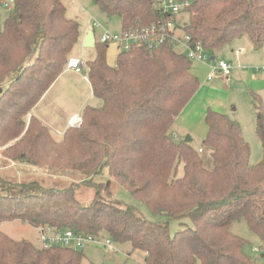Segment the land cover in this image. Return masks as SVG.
<instances>
[{
    "label": "trees",
    "instance_id": "trees-1",
    "mask_svg": "<svg viewBox=\"0 0 264 264\" xmlns=\"http://www.w3.org/2000/svg\"><path fill=\"white\" fill-rule=\"evenodd\" d=\"M184 1L191 4L184 13L191 46L200 44L209 55L245 37L255 49L264 46V0ZM92 2L107 17H118L122 31L160 19L156 0ZM10 12L0 32V147L16 141L6 149L14 162L85 179L62 189L0 179V224L22 221L107 238L120 247L129 244L145 254L144 264H264L261 95L252 96L262 160L251 166L240 125L210 111L203 140L213 150L208 169L200 150L173 137L177 118L200 88L194 62L165 43L119 50L111 64L109 45L97 42L87 68L102 105L87 106L81 125L56 140L40 120L26 117L64 72L79 42L80 24L67 16L61 0H13ZM105 174L167 221H148L134 206L112 199L106 184L94 181ZM84 184L95 189L87 206L77 197ZM187 219L193 227L172 236L169 222ZM238 220L259 239L258 257L250 255L249 241L232 231ZM83 258L84 251L39 248L0 231V264H82Z\"/></svg>",
    "mask_w": 264,
    "mask_h": 264
},
{
    "label": "rangeland",
    "instance_id": "rangeland-1",
    "mask_svg": "<svg viewBox=\"0 0 264 264\" xmlns=\"http://www.w3.org/2000/svg\"><path fill=\"white\" fill-rule=\"evenodd\" d=\"M62 1L67 9V16L73 18V20H77L81 28L92 25L98 40L105 30L113 33L121 32L120 19L118 17H107L93 4L92 0ZM11 13L7 9H0V26L4 24ZM186 20L187 18L185 17V23ZM98 24L100 27H97ZM76 48H78V51L77 58L75 59H80L84 64L89 58H94L96 54L95 49L87 48L83 49V52L80 54L79 45ZM237 50L243 52L240 57H237L235 54ZM177 51L184 52L183 49H178ZM210 55L216 57L217 62L210 61L206 64L193 63V71L200 81V88L177 118L173 127V137L176 138V142L185 141L187 137H191V145L197 150H203L200 153L204 159L205 167L212 169L213 160L211 153L213 150L203 145V140L208 134L206 118L210 111L225 114L230 120L240 125L243 137L251 149L250 164L254 166L263 157L262 143L257 134V117L252 95L254 93L259 94L264 100V72L256 71V69L264 67V46L260 49H255L250 38L245 37L241 40L234 41L219 51L210 52ZM218 61L230 63L233 68L232 74L229 77L216 74L215 78H212L213 80L208 81V74L211 71V67L217 66ZM91 105L100 107L102 102L95 98ZM56 111L57 117L55 118H59L62 115L61 111L58 107ZM26 119L28 122L29 117L27 116ZM59 130L60 128L55 129L54 127L51 129L56 139L61 138L57 134ZM16 143V141H13L4 147H0V179L21 183L39 181L45 187H56L60 189L66 188L74 182H82L85 179L79 173L53 172L45 168H35L27 164L14 162L6 154V149H9ZM177 174L179 177L183 175L182 165L179 167ZM94 181L95 183L106 184L107 192L112 199L123 204L134 206L146 220L151 222L167 221L166 217L153 214L145 205L136 201L128 191L123 189L114 179L106 176V174L95 177ZM94 195L95 189L88 184H84L77 192V197L84 206L91 203ZM188 227H193V223L189 219L182 220V222L178 220L169 222L172 236H175L179 230ZM40 229H47V227L35 228L22 221L0 224V231L12 239L29 241L36 247L42 248V242L39 240ZM232 231L248 240L250 243L248 246L250 255L258 257L255 248L259 247V239L249 231L246 222L244 220L234 221L232 223ZM119 250L121 254L114 256V254L112 255L111 252H107L104 248L98 250L92 248V245H88L84 249L82 264H142V258L144 261L145 254L141 251L134 252L131 250L134 253L129 252L131 257H126L122 252H126L127 250L122 248V246L119 247ZM108 257H114V259H109Z\"/></svg>",
    "mask_w": 264,
    "mask_h": 264
},
{
    "label": "built area",
    "instance_id": "built-area-1",
    "mask_svg": "<svg viewBox=\"0 0 264 264\" xmlns=\"http://www.w3.org/2000/svg\"><path fill=\"white\" fill-rule=\"evenodd\" d=\"M157 10L160 13V19L152 25L125 30L120 33H113L105 30L99 38V42L104 45H116L119 50L126 52L134 47L145 46L148 49L169 43L175 45L178 49L184 50V55L192 62L206 64L210 62L209 52L202 45L191 46L190 36L184 31L186 23L184 22L185 12L191 6L189 1L184 0H156ZM0 9L13 11V0H0ZM184 22V23H183ZM97 27H100L98 24ZM181 33V34H180ZM240 54L241 51H237ZM84 63L80 59L71 58L68 62V69L82 73ZM230 63L218 61L217 66H212L208 74V80L221 74L226 77L232 74ZM264 72V67L256 69ZM176 139V138H175ZM202 152V149H200ZM39 240L42 242L44 249L52 246H62L78 251H84L88 245L117 252L114 244L110 239L87 236L73 231H55L51 228L40 229ZM259 252L258 249H255Z\"/></svg>",
    "mask_w": 264,
    "mask_h": 264
},
{
    "label": "crops",
    "instance_id": "crops-1",
    "mask_svg": "<svg viewBox=\"0 0 264 264\" xmlns=\"http://www.w3.org/2000/svg\"><path fill=\"white\" fill-rule=\"evenodd\" d=\"M3 27H4V24L0 26V32L3 30ZM91 31L95 35L96 43L99 42L92 25L85 26L84 28H81V25H80V38H79L78 44L76 45V47L79 45L80 54L83 52V49H85L84 47L85 39ZM76 47L71 55V58H77L76 55H77L78 48ZM111 48L112 50H110ZM87 49H95V48H87ZM236 52L235 54L237 57H240L243 54L242 51L240 54H237ZM118 54H119V48L116 45L109 46L108 57H107L109 63H111V61L113 63L115 61V58L118 56ZM95 57H96V54L94 58H89L88 60H86L82 73H76L68 69V67L66 66L61 76L55 81V83L51 86V88L43 96L40 102L33 108V110L31 111L29 115V118L30 117L37 118L44 125H46L50 130L53 127L55 129L60 128L57 134L61 137L64 135V133L69 128L79 127L83 110L87 106H92L91 103L94 102V99H95L93 89H92L90 80L88 78V68H87V62L94 60ZM57 107L60 109L61 114H62L60 115L59 118H55L57 117V111H56ZM114 246L117 249V252H114L113 250H107V252H111L112 255L114 254V256L115 255L119 256L121 254L119 250L120 246H116V245ZM92 248L102 250V248H98L94 246H92ZM122 248H125L127 250L126 251L127 253L123 251L122 254L125 255L126 257L128 256L131 257V254H129V252H131V248L129 246L128 247L122 246ZM131 253H134V252H131ZM108 258L114 259V257H108ZM142 259H141L142 264H144L145 257H144V261Z\"/></svg>",
    "mask_w": 264,
    "mask_h": 264
},
{
    "label": "water",
    "instance_id": "water-1",
    "mask_svg": "<svg viewBox=\"0 0 264 264\" xmlns=\"http://www.w3.org/2000/svg\"><path fill=\"white\" fill-rule=\"evenodd\" d=\"M96 46V41H95V35L94 33L91 31L88 36L86 37L85 39V44H84V47L85 48H95ZM214 57L211 58V60H213ZM185 142L186 143H191L192 142V138L191 137H187L185 139Z\"/></svg>",
    "mask_w": 264,
    "mask_h": 264
},
{
    "label": "bare ground",
    "instance_id": "bare-ground-1",
    "mask_svg": "<svg viewBox=\"0 0 264 264\" xmlns=\"http://www.w3.org/2000/svg\"><path fill=\"white\" fill-rule=\"evenodd\" d=\"M211 58H212V57H211ZM214 59H215V58H214ZM214 59H213V60H214ZM213 60H212V61H213ZM194 63H195V62H194ZM80 123H81V122H80Z\"/></svg>",
    "mask_w": 264,
    "mask_h": 264
}]
</instances>
